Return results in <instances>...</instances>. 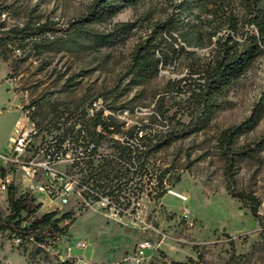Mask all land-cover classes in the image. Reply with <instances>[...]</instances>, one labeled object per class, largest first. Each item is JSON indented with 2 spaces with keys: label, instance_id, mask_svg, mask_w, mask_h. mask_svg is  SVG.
Instances as JSON below:
<instances>
[{
  "label": "rangeland",
  "instance_id": "obj_1",
  "mask_svg": "<svg viewBox=\"0 0 264 264\" xmlns=\"http://www.w3.org/2000/svg\"><path fill=\"white\" fill-rule=\"evenodd\" d=\"M178 1L142 0L106 21L87 24L85 32L76 35L66 29L88 12L94 0H0V34L47 21L54 25V30L25 40L0 38V150L7 147L19 113L31 105L35 106L33 120L38 131L34 147L51 146V141L57 147L61 135L75 132L74 124L79 121L86 123L92 109L113 113L124 130L145 124L152 133L158 132L174 124L173 116L189 123L193 110L184 91L195 84L197 75L191 73L185 54L166 66L160 64L159 74L151 81L130 85L125 76L136 45L152 33L156 22L175 10ZM118 23L133 26L118 40L103 42L101 38H114ZM170 43L183 44L173 39ZM188 50L196 51L197 56L208 54V47ZM172 79H182L185 89L166 91ZM162 95L168 111L165 118L156 111ZM262 101L264 56L217 97L203 128L153 154L152 180L145 175H135L127 184L123 180L119 201L132 207L138 197L143 218L154 228H144L142 223L134 226L129 219L112 220L97 206L84 210L83 198L75 193L62 210H52L56 216L71 212L72 217L61 220L62 226L69 223V230L50 250L31 241L18 242L0 222V264H59L63 247L78 240H86L88 245L84 250L73 248L74 256L109 264L144 238L159 244L179 263L264 264V148L238 161L228 178L220 142L224 130L246 120ZM263 134L264 112L254 129L237 138L235 147L252 144ZM111 145L108 137L99 151L111 153ZM69 169L83 179L75 166ZM162 175L163 185L157 180ZM228 184L234 191L258 199L260 217L251 213L249 203L229 193ZM161 191L164 194L157 198ZM9 192L0 194V220L10 211ZM54 206L42 207L39 215ZM185 206L192 225L183 216Z\"/></svg>",
  "mask_w": 264,
  "mask_h": 264
},
{
  "label": "trees",
  "instance_id": "obj_2",
  "mask_svg": "<svg viewBox=\"0 0 264 264\" xmlns=\"http://www.w3.org/2000/svg\"><path fill=\"white\" fill-rule=\"evenodd\" d=\"M140 1L142 0H94L88 12L70 22L66 30L70 29L71 33L78 35L85 32L84 27L87 24L106 21ZM174 8L172 13L154 24L152 33L146 39L136 45L126 67L125 76L130 85L151 81L159 74L160 64L166 66L174 58L185 54L191 73L197 75L195 84L184 91L188 93V103L192 104L190 122H181L173 116L171 120H176L174 124L166 125L158 132L152 133L149 131L150 127L145 124L124 130L123 124L118 123L113 115L104 117L101 109L85 123L84 136L79 131L71 134L66 132L61 135L59 141L61 143L71 136L84 150L93 142L91 155L98 153L100 156L77 163L82 173V183L117 199L123 190V180L127 184L135 175H145L148 181L152 180L153 175L149 174L150 166L153 165V154L183 135L203 128L214 111L217 97L242 77L259 57L264 56V0H180L175 3ZM132 26L133 23H118L114 38L101 40H118ZM49 30H54V25L47 21L34 28L3 31L0 38L25 40ZM172 39L175 42L180 40L183 44L176 46L175 43H170ZM188 47H208V54L197 56L196 51L188 50ZM182 82V79L169 80L166 91L182 92L185 89L181 86ZM164 99L162 95L156 104V111L165 118L168 111L165 109ZM263 112L262 101L256 104L246 120L222 132L220 142L228 178L232 176L238 161L264 148V134L252 144L235 147L237 138L254 129ZM114 135H119L122 139ZM108 137L112 141V152L101 153L99 147ZM157 180L163 185L164 175L159 176ZM227 189L232 196L249 203L251 213L260 217L259 201L255 196L234 191L229 184ZM85 194H88L87 191ZM163 194L164 192H159L157 198ZM9 205V214L0 222L14 237H21V242L31 241L39 247H54L69 230V223L62 226L60 222L71 218V212H65L61 216H56V211L37 215L42 204L37 203L28 194L17 196L15 191H10ZM58 263L67 264L59 260Z\"/></svg>",
  "mask_w": 264,
  "mask_h": 264
},
{
  "label": "built area",
  "instance_id": "obj_3",
  "mask_svg": "<svg viewBox=\"0 0 264 264\" xmlns=\"http://www.w3.org/2000/svg\"><path fill=\"white\" fill-rule=\"evenodd\" d=\"M99 110L101 109L96 111L92 109L90 118L95 116ZM34 111L35 106L31 105L20 112L8 137L7 147L0 151V194L19 190V193L16 192L17 196L28 194L37 203L42 204L41 208L45 206L50 208L49 206L54 204L55 206L49 210L50 212L58 208L62 210L70 203L72 196L77 193L83 198L82 209L84 210L97 206L112 220L124 222L129 219L134 226H141L142 223L144 228H154L143 218L142 210L139 209L141 201L138 197L132 202V207H129L128 204H123L112 195L103 194L98 189L88 187L87 184L82 183L79 176L69 169L70 166L79 169L78 162L82 163L90 157L98 158L100 156L98 153L91 155V149L94 147L93 142L89 143L88 148L84 150L83 146L76 144L73 138L68 136L58 143L57 147L54 146L56 141H51L53 143L51 146L46 143L43 146L34 147L35 135L38 132L33 120ZM108 115H113V113L103 109V116L107 117ZM74 126L82 136L85 135V123L79 121ZM100 129L98 128V130ZM114 136L122 139L119 135ZM62 165H64L63 168ZM19 181L22 184L17 189ZM86 191L88 194H85ZM45 200H48L46 204ZM39 210L37 215L40 214ZM183 216L187 218L190 225L193 224L189 219V209L186 206L183 207ZM18 238L16 237V239ZM87 245L86 240H78L73 246L66 245L59 258H69V253H72L73 248L84 250ZM159 246L149 238L141 239L133 248L123 252L115 262L109 264H191L173 260ZM44 247L47 250L51 248V246L45 245ZM75 264L106 263L77 256Z\"/></svg>",
  "mask_w": 264,
  "mask_h": 264
},
{
  "label": "bare ground",
  "instance_id": "obj_4",
  "mask_svg": "<svg viewBox=\"0 0 264 264\" xmlns=\"http://www.w3.org/2000/svg\"><path fill=\"white\" fill-rule=\"evenodd\" d=\"M173 194H175L176 196H179L183 199H186V196L177 191H172ZM21 238V237H20ZM18 238L16 239L18 242L21 241V239ZM75 260H77V256H74L72 253H69V258H60L59 261L60 262H64V263H67V264H75Z\"/></svg>",
  "mask_w": 264,
  "mask_h": 264
},
{
  "label": "crops",
  "instance_id": "obj_5",
  "mask_svg": "<svg viewBox=\"0 0 264 264\" xmlns=\"http://www.w3.org/2000/svg\"><path fill=\"white\" fill-rule=\"evenodd\" d=\"M19 115H20V113H19ZM5 147H6V146H4V148H3L2 150H0V151H3V150L5 149Z\"/></svg>",
  "mask_w": 264,
  "mask_h": 264
}]
</instances>
